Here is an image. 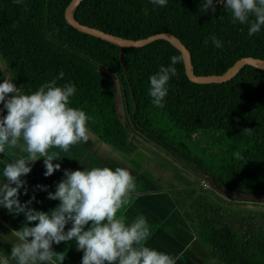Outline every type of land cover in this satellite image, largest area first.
Masks as SVG:
<instances>
[{
    "label": "trees",
    "instance_id": "trees-1",
    "mask_svg": "<svg viewBox=\"0 0 264 264\" xmlns=\"http://www.w3.org/2000/svg\"><path fill=\"white\" fill-rule=\"evenodd\" d=\"M68 1L0 0V56L22 93L53 79L57 86L72 83L77 91L69 106L85 111L91 118L87 128L103 142L130 153L146 141L197 173L213 175L226 190L264 195V69L244 64L226 81L193 82L179 50L164 38L126 46L120 60L117 45L65 21ZM204 2L168 0L162 7L150 0H81L72 14L121 38L170 32L188 49L195 74L221 73L244 55L264 59V26L250 36L249 23H234L222 4L205 12ZM172 56L180 58L177 75L168 82L164 107H157L149 77L170 65ZM176 191L181 193L172 196L175 204L219 264H264V209L259 217L240 214L193 186ZM186 199L191 200L184 207ZM3 259L0 253V264Z\"/></svg>",
    "mask_w": 264,
    "mask_h": 264
},
{
    "label": "clouds",
    "instance_id": "clouds-1",
    "mask_svg": "<svg viewBox=\"0 0 264 264\" xmlns=\"http://www.w3.org/2000/svg\"><path fill=\"white\" fill-rule=\"evenodd\" d=\"M17 3L20 0H16ZM153 5L166 6L168 0H150ZM217 4L230 11L233 22L249 23L251 36L264 26V0H205V12L216 11ZM250 17H254L251 19ZM212 43L222 47L215 36ZM208 40H205L207 44ZM178 56L171 57L168 66L149 77V95L157 107H164L168 82L177 75ZM59 78H63L60 73ZM13 79L0 83V154L18 149L19 155L3 168L4 182L0 183V206L10 214L26 217L25 224L12 233L15 240L0 234V240L12 243L11 259L15 264H63L64 253L53 250V243L76 241L83 252L82 264H176L170 254L146 245L151 235L150 225L143 214L130 224L117 212L130 203L136 192L135 178L126 168L94 167L84 170H64V178L56 185L55 192H48V199L59 200V205L49 212L30 207L35 196L24 203L19 199L22 179L31 172V165L43 159L45 177L60 170V152L70 146L89 141L87 122L91 119L85 111L70 107V97L77 89L72 83L57 86L56 79L42 84L38 90L24 94ZM6 110L7 114L2 115ZM247 130V129H246ZM238 155V154H237ZM47 191L46 186H37ZM34 223V226H29ZM71 227L66 231V225ZM31 238V239H30Z\"/></svg>",
    "mask_w": 264,
    "mask_h": 264
},
{
    "label": "crops",
    "instance_id": "crops-1",
    "mask_svg": "<svg viewBox=\"0 0 264 264\" xmlns=\"http://www.w3.org/2000/svg\"><path fill=\"white\" fill-rule=\"evenodd\" d=\"M2 107L0 106V108ZM6 114L5 110L2 115ZM89 136L87 143L81 142L70 146L68 152H63L57 148L51 149L60 152L61 159L54 160L53 163H59L61 168L49 177L44 176L46 169L42 158L32 164L31 172L22 177L27 182L25 185L27 194H24V188L20 189L19 199L21 203L30 200L34 195L35 201L30 207L38 211L49 212L55 209L60 202L59 200L48 199V192H55L56 185L64 178L65 169L75 171L94 167H108L115 170L117 167L124 168L126 166V169L135 178L136 192L132 194L130 203L117 212V217L124 216L126 223L130 224L138 215L143 214L148 220L151 232L145 246L170 254L175 258L176 264H219L216 259L210 256L207 245L202 242L196 230L188 223L182 209L175 204L171 195V188H179L178 186H180L176 183L172 184L175 176L174 178L172 174L164 176L159 182L160 184L156 183L157 185H154L153 181H149L155 179L154 176L147 174L149 171L145 176L138 178L140 169L143 172L148 170L145 165L139 166L137 163L140 162V159L137 158V154L140 153L139 148L129 153L130 155L134 154V159L127 158L126 160L117 156V161H111L109 158L112 159V153H107L111 155L110 157L101 153L100 145L93 143V136ZM19 155L22 154L18 149H9L6 150L5 154H0V183L4 182L3 168L5 164L13 162ZM145 158L144 156L141 162H144ZM130 160L135 162L134 165L130 163ZM37 186H46L47 191L41 190ZM25 222L26 217L23 213L19 216L10 214L6 208L0 206V234L3 236L15 240L16 238L12 236V233L19 230ZM34 223L29 226H34ZM70 227L71 224L66 225L65 230L67 231ZM11 248V242L0 240V253L10 264H15L10 256ZM52 248L57 253H64L63 264H82L83 252L77 250L75 239L66 243L61 242L59 245L53 243Z\"/></svg>",
    "mask_w": 264,
    "mask_h": 264
},
{
    "label": "rangeland",
    "instance_id": "rangeland-1",
    "mask_svg": "<svg viewBox=\"0 0 264 264\" xmlns=\"http://www.w3.org/2000/svg\"><path fill=\"white\" fill-rule=\"evenodd\" d=\"M5 78L13 79V74L10 70L8 62L0 56V83L3 82ZM13 82V81H12ZM115 90H116V106L119 113V116L121 119H123L124 116V106L123 102L121 100V93L120 88L117 83H115ZM2 106V105H0ZM89 135L93 136V143L100 145L101 153H104L106 156H111L112 159L109 158L111 161H117V156H121L124 159L127 160V158H133L134 154L130 155L129 153H125L105 142H103L101 139H99L97 136H95L90 130ZM90 137V136H89ZM197 139L203 140L204 136L201 134L194 135ZM140 149V153L137 154V158H139L140 162H137L139 166H146L148 170L145 172L139 171V177L145 176L146 173L149 176H154L155 179L149 180L150 182L153 181L154 185H157L156 183H159L162 179V177H166L169 175H173V178L175 176V180H172V184L176 183L180 189L187 188V187H194L197 192H200L202 194H205L206 196L212 198L214 201L222 203L226 206L232 207L234 212H239L240 214H255L256 217H259V214L262 209H264V203H260L259 200H246V199H238V198H231L220 191L216 190L212 186L208 184V182L204 181L202 179V176L199 173H197L195 170H193L190 167H187L184 163H182L180 160H178L173 155L169 154L166 150L161 148L160 146H156L152 143L142 141L141 145H138L136 147ZM143 149L144 151H142ZM107 153H112L111 155ZM146 154V155H145ZM144 156L146 157L144 162H141V159H144ZM130 163L134 165L133 160H130ZM126 168V166H124ZM153 172V173H151ZM144 173V174H143ZM168 174V175H167ZM60 176V175H59ZM63 175L61 174V177ZM141 176V177H140ZM172 178V179H173ZM160 184V183H159ZM177 187L171 188V195L177 196L181 192H177L176 189H179ZM191 199H186L183 203L184 207L188 202H190ZM261 209V210H260ZM2 264H10L8 261L1 260Z\"/></svg>",
    "mask_w": 264,
    "mask_h": 264
},
{
    "label": "water",
    "instance_id": "water-1",
    "mask_svg": "<svg viewBox=\"0 0 264 264\" xmlns=\"http://www.w3.org/2000/svg\"><path fill=\"white\" fill-rule=\"evenodd\" d=\"M81 0H69L67 4L64 6L63 9V15L65 21L73 26L74 28L81 30L83 32L92 34L94 36H97L99 38L105 39L109 42H112L113 44L118 46L119 50V59L122 60V51L123 48L126 46H141L143 44H146L150 42L151 40H154L156 38H164L167 39L169 42H171L180 52L184 72L186 77L193 82H199V83H207V82H222L230 79L236 71L244 64H249L254 67L264 69V59L258 58L250 55H244L240 56L237 59H235L230 66H228L223 72L218 74H195L193 73L190 61H189V52L186 46L179 40L178 37L173 35L170 32L167 31H161V32H155L152 34H149L144 37L139 38H121L119 36L113 35L111 33L105 32L99 28L89 26L86 24H83L79 22L77 19L74 18L72 11L75 8V6L80 2ZM202 179L210 186L215 188L216 190L220 191L224 195L231 197V198H238V199H246V200H259L264 201V195L260 193H234L232 191L224 189L221 185L216 183L214 176L205 173L202 176ZM264 193V190L262 191Z\"/></svg>",
    "mask_w": 264,
    "mask_h": 264
}]
</instances>
